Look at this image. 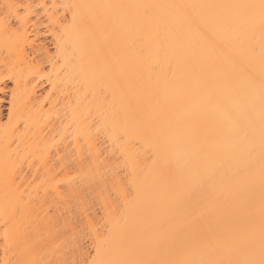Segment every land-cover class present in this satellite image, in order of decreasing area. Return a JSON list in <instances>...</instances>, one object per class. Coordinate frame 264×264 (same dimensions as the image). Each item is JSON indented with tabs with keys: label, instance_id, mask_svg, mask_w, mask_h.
I'll use <instances>...</instances> for the list:
<instances>
[{
	"label": "bare ground",
	"instance_id": "obj_1",
	"mask_svg": "<svg viewBox=\"0 0 264 264\" xmlns=\"http://www.w3.org/2000/svg\"><path fill=\"white\" fill-rule=\"evenodd\" d=\"M7 82L0 264H264V0H0Z\"/></svg>",
	"mask_w": 264,
	"mask_h": 264
},
{
	"label": "rangeland",
	"instance_id": "obj_2",
	"mask_svg": "<svg viewBox=\"0 0 264 264\" xmlns=\"http://www.w3.org/2000/svg\"><path fill=\"white\" fill-rule=\"evenodd\" d=\"M45 35V34H44ZM47 36V34H46V37L44 36V37H42V40L43 41H45V44L46 45H48V47H52V42H51V39H50V37H48ZM44 62V61H43ZM7 86L8 87H6V89L4 90L5 92H3V93H0V99L2 100V105H3V110H4V114H5V116L8 114V108H9V104H10V88H12L13 86H12V84L10 83V82H7ZM10 91V92H9ZM7 120L5 119L4 120V122H6ZM32 180V177H30L29 178V181H31ZM39 180H41V179H39ZM38 180V181H39ZM85 193H89V192H85ZM85 195H88V194H85ZM89 195H90V193H89ZM92 199H91V201L93 202L94 201V199H93V196H90ZM86 199H87V201H88V199H90L89 197H86ZM93 208L95 209L94 211H96V210H98V208L97 207H95V206H97L94 202H93ZM91 205V204H90ZM92 206V205H91ZM90 206V207H91ZM93 208H92V210H93ZM92 210H91V212H92ZM52 211V210H51ZM51 211H50V215H52V213H51ZM96 212H98V211H96ZM76 213H77V211H76ZM74 214H75V211H74ZM78 214H76V215H74V217H76V219L74 220V222L76 221V223H75V226L76 225H79V228H78V226H76V228H78L79 230H81V228L83 227V225H82V227L80 228V223H82L83 224V222H80V219H82L81 217H80V219L78 218L79 216H77ZM45 216V215H44ZM44 219V218H43ZM79 219V220H78ZM45 221V220H44ZM44 221L42 220V224L43 225H47V222L46 223H44ZM41 226V225H40ZM39 226V227H40ZM43 229H45L44 227H43ZM42 228H41V230H43ZM77 229V230H78ZM83 229V228H82ZM82 232H83V230L82 231H79L78 232V234L76 235V237H77V241L79 240V242L78 243H81L80 245H82V247H84V248H86V249H88V240L85 238V234L83 235L82 234ZM84 238H85V240H84ZM81 240V241H80ZM87 240V241H86ZM82 241H84L83 243H82ZM78 245V244H77ZM79 245V246H80ZM81 247V246H80ZM74 251H75V253H76V249H74Z\"/></svg>",
	"mask_w": 264,
	"mask_h": 264
}]
</instances>
